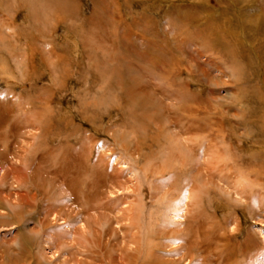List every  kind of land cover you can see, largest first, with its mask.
Instances as JSON below:
<instances>
[{"label": "rangeland", "instance_id": "obj_1", "mask_svg": "<svg viewBox=\"0 0 264 264\" xmlns=\"http://www.w3.org/2000/svg\"><path fill=\"white\" fill-rule=\"evenodd\" d=\"M0 264H264V0H0Z\"/></svg>", "mask_w": 264, "mask_h": 264}, {"label": "bare ground", "instance_id": "obj_2", "mask_svg": "<svg viewBox=\"0 0 264 264\" xmlns=\"http://www.w3.org/2000/svg\"><path fill=\"white\" fill-rule=\"evenodd\" d=\"M42 35V34H41ZM68 37V36H67ZM76 44V43H75ZM76 50L79 49L78 45H75ZM17 172V171H16ZM19 175V174H18ZM13 176V175H12ZM17 178V177H16ZM36 183V182H35ZM97 186V185H96ZM255 191V190H254ZM249 192V191H248ZM63 193V192H62ZM247 193V192H246Z\"/></svg>", "mask_w": 264, "mask_h": 264}]
</instances>
